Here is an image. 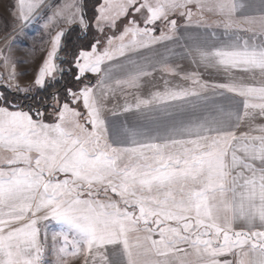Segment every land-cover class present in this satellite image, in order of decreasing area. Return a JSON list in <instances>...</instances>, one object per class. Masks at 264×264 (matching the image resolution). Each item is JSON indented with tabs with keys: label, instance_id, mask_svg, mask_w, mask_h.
Masks as SVG:
<instances>
[{
	"label": "snow or ice",
	"instance_id": "obj_1",
	"mask_svg": "<svg viewBox=\"0 0 264 264\" xmlns=\"http://www.w3.org/2000/svg\"><path fill=\"white\" fill-rule=\"evenodd\" d=\"M7 11L0 264H264V0Z\"/></svg>",
	"mask_w": 264,
	"mask_h": 264
},
{
	"label": "rangeland",
	"instance_id": "obj_2",
	"mask_svg": "<svg viewBox=\"0 0 264 264\" xmlns=\"http://www.w3.org/2000/svg\"><path fill=\"white\" fill-rule=\"evenodd\" d=\"M8 3L9 0H0V36L4 35L5 28L12 23L11 18L8 16ZM29 30L33 35L30 36L27 43L14 46L16 58L26 61V63L20 65L21 68H31L35 63L39 62L43 55L40 49L46 47L44 33L40 31L39 27L36 24H31L29 25ZM28 78L25 77L24 79Z\"/></svg>",
	"mask_w": 264,
	"mask_h": 264
}]
</instances>
